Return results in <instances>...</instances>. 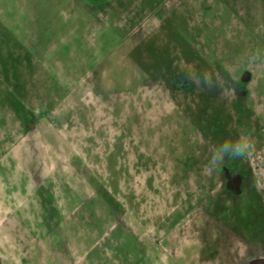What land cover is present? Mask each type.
<instances>
[{
	"label": "rangeland",
	"instance_id": "rangeland-1",
	"mask_svg": "<svg viewBox=\"0 0 264 264\" xmlns=\"http://www.w3.org/2000/svg\"><path fill=\"white\" fill-rule=\"evenodd\" d=\"M255 260L264 0H0V264Z\"/></svg>",
	"mask_w": 264,
	"mask_h": 264
},
{
	"label": "clouds",
	"instance_id": "clouds-1",
	"mask_svg": "<svg viewBox=\"0 0 264 264\" xmlns=\"http://www.w3.org/2000/svg\"><path fill=\"white\" fill-rule=\"evenodd\" d=\"M190 79L197 85L211 86L215 84L225 92L229 88L235 87L230 73L228 76H223L219 72L209 74L204 71L202 75L191 76ZM252 151L253 143L250 136L246 132H241L236 139H225L210 148L211 155L205 170L208 173H220L228 162L244 160L251 155Z\"/></svg>",
	"mask_w": 264,
	"mask_h": 264
},
{
	"label": "water",
	"instance_id": "water-1",
	"mask_svg": "<svg viewBox=\"0 0 264 264\" xmlns=\"http://www.w3.org/2000/svg\"><path fill=\"white\" fill-rule=\"evenodd\" d=\"M251 264H264V262L261 260H255L253 262H251Z\"/></svg>",
	"mask_w": 264,
	"mask_h": 264
}]
</instances>
